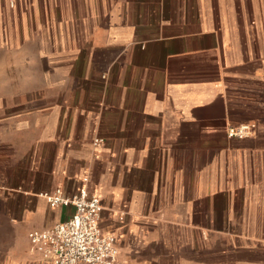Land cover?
I'll return each instance as SVG.
<instances>
[{
	"label": "crops",
	"instance_id": "crops-1",
	"mask_svg": "<svg viewBox=\"0 0 264 264\" xmlns=\"http://www.w3.org/2000/svg\"><path fill=\"white\" fill-rule=\"evenodd\" d=\"M248 8L0 0V264H52L29 234L74 211L46 193L82 185L114 264H264V16Z\"/></svg>",
	"mask_w": 264,
	"mask_h": 264
},
{
	"label": "built area",
	"instance_id": "built-area-1",
	"mask_svg": "<svg viewBox=\"0 0 264 264\" xmlns=\"http://www.w3.org/2000/svg\"><path fill=\"white\" fill-rule=\"evenodd\" d=\"M249 124L231 125L227 134L242 138ZM49 205L74 206L72 215L49 228H35L29 234L30 249L52 264H114L117 258L115 236L104 233L99 224L101 202L96 194L80 186L65 195L60 188L46 193Z\"/></svg>",
	"mask_w": 264,
	"mask_h": 264
},
{
	"label": "rangeland",
	"instance_id": "rangeland-1",
	"mask_svg": "<svg viewBox=\"0 0 264 264\" xmlns=\"http://www.w3.org/2000/svg\"><path fill=\"white\" fill-rule=\"evenodd\" d=\"M261 3L263 5H261ZM259 4H260V7L261 6L263 7L261 12H262V15L264 16V0H248V6H249L248 13L250 16H254L255 6H258ZM72 44L76 52L77 51L79 52V54L76 57L72 58L76 60V77H77L76 79L83 80V41L80 42L78 40H74ZM23 75H24V81H29V82L31 81L32 76H33V74L30 72H25ZM43 75L42 73L40 74L41 80H42V77H44ZM212 237L211 235L209 236V234L205 233V234L200 235V240L201 242H206V241H209ZM259 237H262L264 239V234Z\"/></svg>",
	"mask_w": 264,
	"mask_h": 264
},
{
	"label": "bare ground",
	"instance_id": "bare-ground-1",
	"mask_svg": "<svg viewBox=\"0 0 264 264\" xmlns=\"http://www.w3.org/2000/svg\"><path fill=\"white\" fill-rule=\"evenodd\" d=\"M201 76V75H200ZM195 78H197V77H195Z\"/></svg>",
	"mask_w": 264,
	"mask_h": 264
}]
</instances>
